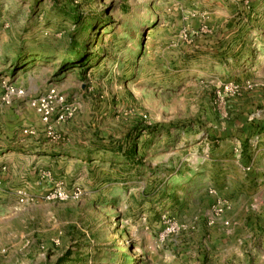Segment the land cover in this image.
<instances>
[{
  "label": "rangeland",
  "instance_id": "rangeland-1",
  "mask_svg": "<svg viewBox=\"0 0 264 264\" xmlns=\"http://www.w3.org/2000/svg\"><path fill=\"white\" fill-rule=\"evenodd\" d=\"M263 135L264 0H0V153L44 162L0 179V264H264L261 183L189 179Z\"/></svg>",
  "mask_w": 264,
  "mask_h": 264
},
{
  "label": "crops",
  "instance_id": "crops-1",
  "mask_svg": "<svg viewBox=\"0 0 264 264\" xmlns=\"http://www.w3.org/2000/svg\"><path fill=\"white\" fill-rule=\"evenodd\" d=\"M35 139L37 140H29L31 143L30 152L34 157L38 153H44L41 155L43 157L51 156V153H55V151L58 153H65V149L61 146H59V148L52 147L44 139H38L36 137ZM202 151H206L210 158H207L206 160L202 157L203 160H200L199 158L196 160L197 164L200 163V165L197 166L199 170H197L198 174H194V176L189 177L191 181L193 179L197 180L196 177H199V179L201 180L202 178L204 184L207 185L211 182L210 178H213V183L217 184L220 191H223L222 193L229 199L233 196L231 193L236 184L242 187L244 184L246 186L254 183L259 184L260 182L262 186L261 188H264V135L256 141V143H251L242 150L235 151L230 145H220L215 148H208L207 146L205 149L202 148ZM32 162H34V165L31 164ZM32 162L30 161L31 165H27L29 169L42 167V164L44 163L41 159H38L37 161L32 160ZM59 162L62 163L61 161ZM27 167L26 169H23L24 171H21V169L19 170V166L13 160L12 154L9 152L0 153V179L4 182V187L6 188V186L16 183L23 175L29 177L31 173H34V171H31L29 174L27 172ZM246 167H249L250 169L246 170ZM198 185L202 186L203 184L202 182H199ZM232 185L234 186L232 187ZM3 192L0 191V201H5V199H7V193H5V191ZM244 196L248 197L247 195ZM233 204L234 208L236 203L233 202ZM233 214H235V211ZM219 235L222 236V242L226 241L230 237V234H226L224 232H220ZM222 260L225 261V258H222Z\"/></svg>",
  "mask_w": 264,
  "mask_h": 264
},
{
  "label": "built area",
  "instance_id": "built-area-1",
  "mask_svg": "<svg viewBox=\"0 0 264 264\" xmlns=\"http://www.w3.org/2000/svg\"><path fill=\"white\" fill-rule=\"evenodd\" d=\"M55 98H58V101H63V97L58 96V94L54 90H52L42 98L32 101V106L36 107V110L40 113V115L42 116V120L45 123H48L51 115V112L47 109V104L48 102H50L52 99ZM61 119H63L62 114L58 116V120ZM51 196L58 200H63L66 198L65 192L61 188L54 189L53 192L51 193ZM20 201H23V197H21ZM225 210H226V205L222 204L220 200L217 201L212 207V211H211L212 212L211 216L213 217L212 221L215 218H220L225 212ZM212 221L210 220V223H213ZM228 223L229 222L226 220L223 221L222 224L228 225ZM179 230H180V225L175 220L164 217V220L162 221V230L160 237L162 239H165L166 237L177 233Z\"/></svg>",
  "mask_w": 264,
  "mask_h": 264
},
{
  "label": "trees",
  "instance_id": "trees-1",
  "mask_svg": "<svg viewBox=\"0 0 264 264\" xmlns=\"http://www.w3.org/2000/svg\"><path fill=\"white\" fill-rule=\"evenodd\" d=\"M74 52H75V53H79L80 51H77V50H76V51H74ZM81 58H82V56L79 57L80 60H82ZM80 60H79V62H80Z\"/></svg>",
  "mask_w": 264,
  "mask_h": 264
}]
</instances>
